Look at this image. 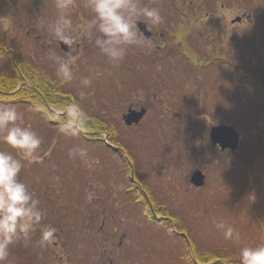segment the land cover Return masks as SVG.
Instances as JSON below:
<instances>
[{"label":"flooded vegetation","instance_id":"af4514ba","mask_svg":"<svg viewBox=\"0 0 264 264\" xmlns=\"http://www.w3.org/2000/svg\"><path fill=\"white\" fill-rule=\"evenodd\" d=\"M13 1H15L14 3L18 2L8 0L7 10L14 8V4H11ZM20 1L23 2V0ZM248 1L250 2V0ZM260 1L264 8V0ZM249 2H244L243 9H247L251 5L248 4ZM141 3L148 7L160 8L164 17L163 23L159 26L139 25L140 32L145 38L150 39V46L143 49L130 48L122 62L127 72H129V68L131 70L136 69L137 76L126 75L112 79L117 83L116 91L106 93L103 96L100 95V101L94 99V94L97 91L89 89L92 100L96 104L94 108L88 109L92 116L91 124H89L92 129L91 131L86 130V133L89 136L97 133L99 137H89V142L92 143L93 141V143H102L104 146H108V150L116 155L119 163L123 165V169L124 165H129L128 162H130V166L127 167L128 171L123 170L120 173L119 180L122 187H125V193L124 189L120 188L122 192L119 193V198L116 200L115 205L117 206L111 216L112 222L117 225L119 221H116L117 218L115 217L123 216V211L126 209L128 210L127 215L131 217L137 212H143L145 217L148 215L146 213L150 212V218L155 219L158 224L166 221L172 223L173 220L175 225L178 223L181 225L177 213L182 212V203L180 201L171 202L168 198L162 199L158 195L161 186L154 184L153 177H149L150 173L146 172V175L143 176L138 174L141 164L134 159V148L138 146L139 142L149 141L153 144L157 141L155 150L158 152L168 150L167 154L170 155V158L176 157L179 160L175 163V167H177L175 169L169 163L171 159L163 156L164 160H167V167L165 168L168 170V176L175 175L173 169L178 171L182 166L184 167L190 155L192 158V156L202 154V159H205L204 161L208 164H210V159L215 153L233 156L235 151L222 150L219 145L214 144L210 137L214 125H230L232 124L230 119L220 124L205 125L200 120V116L202 110H212L211 112L215 114H225L228 117H233L237 110L243 113L254 111L255 119L260 120L262 118L264 122V12L240 11L236 16L237 20H233L235 0H141ZM34 14L31 17L33 22H35L34 18H37V12ZM72 18L74 25H78L82 20L90 18V11L86 9L83 12H72ZM257 18L260 19L257 27H252V30L245 28L248 31L236 36L237 28L246 26L248 23H255ZM228 19H232L230 23L227 21ZM6 22L8 23L9 20ZM34 25L32 30L34 32L39 31L38 26L35 23ZM27 33L30 35L31 32ZM146 33H149V36ZM36 38L40 40L42 35H38ZM9 40V46L12 48V39ZM51 46L59 47L66 55H69V51L70 54L75 51L74 54L77 53L78 58H83V54L87 50L91 54L97 49L87 37L79 38L73 44L76 47L75 50L72 49L73 46L69 50L67 46L59 44V42L48 45V47ZM10 50L13 51V49ZM133 50L135 52L132 54ZM251 51L253 55L250 53ZM200 52L201 55H199ZM194 57L197 59H193ZM189 66L193 69H211L217 74L215 81H218L213 83L209 92L203 94L202 90L199 93L201 89L198 85L191 83L192 78H189L187 74L185 76L183 74L175 75L173 68H179V72L183 73L184 71L188 72ZM143 67L150 68L153 72L151 70L149 75L142 76L138 72ZM224 70L233 75L230 76V79L235 78L238 83H241L243 92L241 87L235 86L234 82L231 86L229 84L227 86L226 84L221 85L219 82L221 77L222 81L229 79L225 76L226 73L222 72ZM187 83L190 85L189 89ZM123 86L125 87L124 91L122 90ZM204 86L202 84L203 88ZM195 87L197 92L194 91ZM238 91H241L242 95H238ZM246 95L251 102L243 110L237 103ZM208 99L210 104L206 107ZM130 112H144V115L138 123L130 125L125 119ZM59 124L55 123L52 126L59 128ZM250 125H252V120ZM258 128L264 129V124ZM173 130L181 131L188 138H174L172 140L168 136L167 139H155L156 141H154L155 137L161 136L162 133L168 134L169 131ZM108 131H113L116 134L109 136ZM138 132L142 134L138 135ZM113 139L116 140L115 143L112 141ZM171 144L175 145V151L169 150ZM203 147L205 150L202 149ZM261 153L264 155L262 151ZM200 170L206 177V186L207 167L199 166L194 173ZM192 175L190 176V186L197 191L204 188L205 186L195 187L192 184ZM19 178L25 183L22 173ZM147 179L148 185L144 187L143 183H147L145 181ZM33 180L35 182L32 183L33 187H29V190L40 201V208L45 213L42 226L54 227L57 230L56 239L52 244L40 246L38 241L41 226H38L30 239H22L11 247L8 264H64L62 263L64 261L66 264H75L77 254L75 214L74 208L70 204L72 200L70 193H66L68 196V203L66 204L59 183L55 184L51 190L50 186L45 187V183H42L39 178H33ZM68 184H70L69 181ZM36 185L39 187H35ZM104 197L102 195L101 203L98 205L100 209L91 214L93 216L89 218L90 224L88 226L93 231L89 232V235L86 236L88 239L85 240L87 256L90 259L88 264H120L114 263L116 258L107 256V240H115L112 237L116 236L117 238V234L114 236L107 229V225L110 223L107 210L113 208V205L102 203ZM120 203L124 204V207L123 205L118 207ZM160 212H173L175 217L168 218ZM172 231L175 234L173 238L185 239V232L173 229ZM184 241L186 242V239ZM119 248L121 251H118L120 253L117 252V257L124 256L126 258L130 255L131 249L128 250L127 248L126 251H122L124 250L122 241L118 246ZM170 251L173 253V249ZM147 257L152 260L155 258L151 252V254H141L140 259Z\"/></svg>","mask_w":264,"mask_h":264},{"label":"rangeland","instance_id":"374dc122","mask_svg":"<svg viewBox=\"0 0 264 264\" xmlns=\"http://www.w3.org/2000/svg\"><path fill=\"white\" fill-rule=\"evenodd\" d=\"M16 1L18 2L14 3L15 1H13L11 3L14 4V8L7 10L6 5L8 0H0V20L5 18L2 20L4 29L5 31L7 30L9 39H12L11 46L16 55V59L29 62L39 69L44 70L46 76L56 79L66 91L73 93L84 109H92L96 104L92 100V94L89 89L97 91L94 94V99L100 101V95L103 96L106 93L116 91L115 86L117 83L112 79H115V77H125L126 75L130 77L137 76L136 69L131 70L129 68V72H127L126 67H123L122 63L118 67L113 66L98 49H95L91 54L88 50L85 51L83 54L84 57L77 59L76 64L73 66V80L70 82L63 81L57 75L58 65L50 61L48 57L52 53L63 58H68V55L61 51L59 47H48L45 42L48 39L47 28L55 19L56 15L54 0ZM244 2L249 1L235 0V15H232L233 20H237L236 16L240 11H250L249 13L251 11L264 12L260 0H250L248 4L251 5L247 9H243ZM75 3L76 6L72 12L86 11L83 7V0H77ZM20 8H22L21 11ZM35 12H37V18H34L35 22H33L31 17ZM7 19L9 20L8 23L6 22L8 21ZM232 19H228L227 21L230 23ZM30 20L32 21L31 24ZM259 20L257 18L255 23H248L246 26L237 28L236 36L252 30V27H257ZM34 23L39 28L37 32L32 30L35 27ZM27 32H31L30 35ZM38 35H42L40 40L36 38ZM72 49L75 50L76 47L73 46ZM134 52L133 50L132 54ZM74 53L75 51L71 56L77 55V53ZM250 53L253 55L252 51ZM199 55H201V52ZM193 59L196 60L197 58L194 57ZM4 67L5 64L0 65V68ZM173 69L175 70L176 76L182 74L185 76L187 74L189 78H192L191 83L198 85L199 89H201L199 93L203 90V94H206V92L211 90L213 83L218 81H215L217 74L211 69H193L189 66L188 72L184 71L183 73L179 72V68ZM140 70L138 73L143 76L149 75L152 69L143 67ZM222 72L226 73L225 76L229 77V79L222 81L221 77V80H219L221 85L226 84L227 86L229 84L231 86L234 82L235 86L241 87L243 92L241 83H238L235 78L230 79L233 75L226 70ZM85 77L91 79V86L84 87L81 84V80ZM202 84L205 85V89L202 87ZM187 86L189 89L190 85L188 83ZM122 90H125L124 86ZM194 91L197 92L196 87ZM81 92L85 93L83 99H80L79 94ZM242 92L238 91V95ZM209 102L208 99L206 101V107L210 104ZM250 102L246 95L237 104H240V107L245 110L246 105H250ZM52 109L55 112H59L60 110L56 107ZM17 110L23 114L24 125L36 131L43 141L40 150L41 162L28 164L22 161L24 166L21 173L24 175L25 183L28 187H33L32 183L35 182L33 178H39V180H42V183H45V187L50 186L51 190L55 184L59 183V188L63 190L62 194H64V203L66 204L68 203L66 193H70V198L72 199L70 204L74 208L75 214L77 251L75 264L90 263V259L87 256L85 240L88 239L86 236L89 235V232L93 231L88 226L90 224L89 218L93 216L91 214L100 209L98 205L101 203L102 195L105 196L102 203L113 205V208L107 210L108 221L110 222L107 225V229L114 236L117 234V238L116 236L112 237L113 239L115 238L113 241H111L112 239H108L106 247L108 248L107 256L117 259L114 260V263L209 264L208 262L198 261L199 258L194 253V250L197 251V254L203 255L205 251H208L204 248V241H212V238L226 240L233 245L232 248L235 246L237 255L231 254V256H228L231 257L230 261L239 259V251L242 247L264 245V155L261 153L262 151L264 154V129L260 130L261 128H258L263 126L264 122L262 118L260 120L255 119L254 111H245L243 113L237 110L233 117H228L225 114H215L211 112L212 110H202L200 120L205 125L210 123L220 124L230 119L231 123L236 125L242 132L239 151L235 152L232 157L226 154L215 153L210 159V164L204 161L205 159H202V154L192 156V158L190 155L184 167L182 166L180 170L176 171L175 169L177 167H175V163L177 161L179 162V160L176 157L170 158V155L167 154L168 150H163L162 152L155 150L157 148V146L155 147L157 142L155 139H167L168 136L172 140L174 138H188L179 130L169 131L168 134L162 133L161 136L154 138L156 142H152L153 144L149 141H143L144 143L139 142L138 146L134 148V159L141 164L138 174L143 176L146 175V172L150 173L149 177H153L154 184L161 186L158 195L162 199L168 198L171 202L180 201L182 203V212L177 213L178 220L181 221V227L187 231H184L185 235L187 234L185 239H189L191 244V246L185 247V241L173 238L175 237L174 231L171 232L168 242L167 238L165 239L161 232L150 230L148 228L149 224L145 223L146 218H144L143 212H137L131 217L127 215L128 210L125 209L123 216L115 217L117 218L116 221H119L117 225L111 221L112 213L117 206L115 204L119 198V193L123 189L125 193V187H122L119 180L120 173L123 170L125 172L128 171L127 167L130 166V162H128L129 165H124L123 169V165L115 157L104 156L107 153V147L102 143H83L77 135L64 134L55 126H43L45 123L40 118H37L32 110L19 109V107ZM251 120L252 125H250ZM84 133L88 135L86 131ZM140 134L142 133L138 132V135ZM76 146L87 149V162L79 158H69V150ZM202 149L205 150L204 147ZM0 150L11 152L14 156L16 155L9 146L3 143H0ZM169 150L175 151V145L171 144ZM163 156L171 159L169 163L172 167H175L173 169L174 176H168V170L165 168L167 167V160H164ZM202 165L207 167L208 179L206 186L197 191L190 186V176L197 167ZM68 181L70 184H68ZM145 181L147 183L143 184L147 186L148 179ZM35 187H39V185ZM62 202L59 201V203ZM120 205L124 207V204L121 203L118 204V207ZM65 207L67 208V205ZM166 216L168 218L172 217L171 214ZM173 217H175L174 213ZM121 219L122 221H120ZM220 219H223L235 229L232 239H225L222 232L214 227L213 221ZM193 221L195 222L194 225ZM172 235L174 236L172 237ZM121 241L124 245V250L122 251H126L127 248L128 250L131 249L130 255L126 258L124 256H116L117 252L121 251V248L118 249ZM150 247L158 251L155 253L152 250L153 257H158V261L152 260L147 262L150 260L148 257L140 259L141 254H151ZM170 249H173V253H170ZM129 259L132 260L128 261ZM221 259V262L225 263V258ZM199 260H202V258ZM62 263L66 264V261ZM217 263L215 259L211 260V264Z\"/></svg>","mask_w":264,"mask_h":264},{"label":"clouds","instance_id":"9594fccd","mask_svg":"<svg viewBox=\"0 0 264 264\" xmlns=\"http://www.w3.org/2000/svg\"><path fill=\"white\" fill-rule=\"evenodd\" d=\"M75 0H54L55 19L47 28L46 43L59 42L70 50L79 38L87 37L113 66L118 67L132 47L146 48L150 39L145 38L139 25L159 26L164 17L158 7H148L141 0H83V7L90 11V18L74 25L72 11ZM48 59L58 65L57 75L65 82L74 78L73 66L78 57L63 58L50 54ZM84 87L92 84L91 79L81 80ZM80 99L85 96L81 92ZM53 119L60 121V131L77 135L89 127L90 117L79 102L66 103ZM0 143L9 146L16 155L0 150V264H8L10 249L20 240L30 239L34 230L40 227L39 245L44 247L56 239L57 230L42 226L45 213L40 201L20 180L23 162H41L42 139L31 127L24 125L23 114L15 105L0 104ZM69 158L87 162V149L76 146L69 150ZM19 157V158H18ZM214 227L225 239L234 237L235 229L223 219L214 220ZM238 238V237H237ZM231 257L225 258L229 264ZM211 264V261L209 262ZM239 264H264V245L245 246L239 251Z\"/></svg>","mask_w":264,"mask_h":264},{"label":"trees","instance_id":"16d2710c","mask_svg":"<svg viewBox=\"0 0 264 264\" xmlns=\"http://www.w3.org/2000/svg\"><path fill=\"white\" fill-rule=\"evenodd\" d=\"M3 19L5 18L0 20V65L5 64V69L0 68V103L15 105L17 108L19 107V109L32 110L33 114L45 123L43 124L45 127L54 125L55 123H60L59 120L51 118L52 114L56 113L52 108L56 107L61 109L68 102H78L77 98H75L73 95H70L71 92L66 91L63 86L56 81V79L46 76V74H44V70L39 69L29 62L16 59L14 51L10 50L12 48L9 46V34L7 30L5 31L4 29L5 27L2 21ZM84 110L88 113L90 117L89 124H91L92 116L90 111L88 109ZM91 129L92 127L90 128L89 126L86 130L91 131ZM107 133L109 136L116 134L113 131H108ZM77 136L83 143H88L90 141L89 137H99L97 133L93 134L92 136L80 133L77 134ZM112 141L114 143L116 142L115 139ZM104 156L115 157L116 155L112 151L108 150ZM162 214L172 215L170 212H163ZM150 215L151 213L148 212V215L146 216L148 221L150 219ZM145 223H149L148 228L150 230L161 232L165 239L170 237V228L172 225L168 221L159 225L153 221L147 222L145 219ZM176 228L179 231H186L179 223L176 225ZM212 239L213 240L209 242L207 240L204 241V248L208 251H205L203 255L197 254V251L194 250L196 256L199 259L202 258V260L198 259V261L209 263V261L215 259L218 263L225 264L221 262V258H226L231 256V254L237 255L235 252L236 248L235 246L232 248L233 245L231 243L227 242L226 240H220L219 238ZM184 245L185 247L188 246L186 242ZM149 249L151 251L153 250L155 253L158 252L156 249H153V247H150ZM155 260L158 261L159 259L155 258ZM150 261H152V259L148 260L147 262ZM229 264H239V259L230 261Z\"/></svg>","mask_w":264,"mask_h":264},{"label":"water","instance_id":"95a60500","mask_svg":"<svg viewBox=\"0 0 264 264\" xmlns=\"http://www.w3.org/2000/svg\"><path fill=\"white\" fill-rule=\"evenodd\" d=\"M145 30V29H143ZM149 36V33H146ZM67 51V48L65 47ZM144 112H130L125 119L128 124L138 123ZM210 137L214 144L219 145L222 150H237L240 144L241 133L234 126L219 125L212 127ZM191 181L197 187L205 185V175L201 171H196Z\"/></svg>","mask_w":264,"mask_h":264}]
</instances>
